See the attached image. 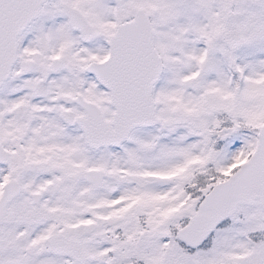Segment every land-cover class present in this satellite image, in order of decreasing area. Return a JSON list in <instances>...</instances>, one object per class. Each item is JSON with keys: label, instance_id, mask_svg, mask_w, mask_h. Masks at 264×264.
I'll return each mask as SVG.
<instances>
[{"label": "snow or ice", "instance_id": "1", "mask_svg": "<svg viewBox=\"0 0 264 264\" xmlns=\"http://www.w3.org/2000/svg\"><path fill=\"white\" fill-rule=\"evenodd\" d=\"M0 264H264V0H0Z\"/></svg>", "mask_w": 264, "mask_h": 264}]
</instances>
